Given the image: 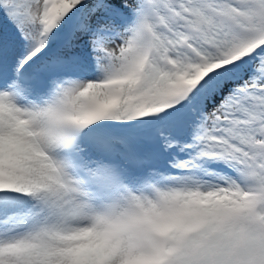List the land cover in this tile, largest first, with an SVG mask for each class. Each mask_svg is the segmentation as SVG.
Segmentation results:
<instances>
[{"label": "snow or ice", "instance_id": "obj_1", "mask_svg": "<svg viewBox=\"0 0 264 264\" xmlns=\"http://www.w3.org/2000/svg\"><path fill=\"white\" fill-rule=\"evenodd\" d=\"M0 264H264V0H0Z\"/></svg>", "mask_w": 264, "mask_h": 264}]
</instances>
